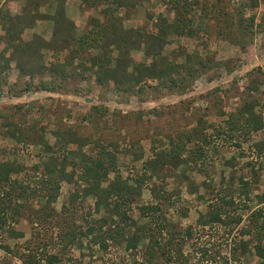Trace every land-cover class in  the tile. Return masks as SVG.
Here are the masks:
<instances>
[{"label":"rangeland","instance_id":"1","mask_svg":"<svg viewBox=\"0 0 264 264\" xmlns=\"http://www.w3.org/2000/svg\"><path fill=\"white\" fill-rule=\"evenodd\" d=\"M55 1H61L63 6H66L65 17L77 27V30L74 29V36L85 32L93 18L102 22L106 16L110 20V16H114L116 26L119 27L118 34H122L126 29L137 28L143 37L153 26L165 27L172 21L179 22L181 18H186L190 33L185 34L183 29L184 34H168L160 53L168 62L176 65L184 62L185 54L205 60L207 58L208 66L203 74L196 76L185 88L176 87L169 92L157 87L156 83L165 82L170 76L178 79L181 75L176 68L167 69L153 80L147 77L146 73L134 74V68L129 67L127 71L130 76H138L139 82L136 86L143 88L142 96L115 89L110 79L102 80L101 74L99 76L102 82H98L94 70L100 65L94 63L91 70L86 63L87 57L90 58L89 52L91 56L100 54V50L96 49L87 53L80 52L79 56L85 59L82 64H77L80 60L78 57L70 61L68 56H65V62H71L70 70L66 65V80L60 82L55 91L36 88L40 80L49 79L46 70H41L40 74L36 73L32 80L25 81L23 77H12L15 71L9 73V67L8 75L0 78V112L9 114L8 122L12 125L10 132L13 137L6 136L8 132L0 127V161L10 160L23 166L24 171L28 172L25 179L27 182L30 178L39 177V173H33L32 165L49 156L65 164L64 171H73L74 167L68 164L69 160L75 162L82 154L94 155L98 145L96 142L101 140L97 135L98 128L112 131L113 135L118 134L120 137H124L127 131L138 130L140 135L136 142L131 139L132 143H124L122 139L117 138V149L114 150L116 171L122 178H128V183L132 184L131 178L135 173L142 171L143 164L152 156L151 148L167 149L169 138L174 142L184 141V136L179 139L176 132L190 130L193 126L195 130L200 127V133L207 135L206 145L192 136L184 148L201 149V155L192 154L186 164L179 165L171 172L161 169L156 175L154 173L152 178L146 179L140 187L139 196L134 199L136 205L150 203L157 206V212L139 218L133 211L130 216L136 223L145 224L153 231L164 224L174 232L175 237L182 235L181 243L174 241L175 244H181L180 253L175 255L177 245L172 242L163 245L158 252L162 250L164 253H155L157 264H195L197 256L190 257V243L196 247L204 245L209 248L210 259L214 257L218 261L217 264H220V257L228 253L226 243L232 244L231 238L236 235L238 226L231 229L229 237L222 233L223 227L208 231L207 225H195L198 212L205 214L208 211L209 204L217 192L233 196V202L236 203L234 214L241 216L242 220H245L250 211L264 208V202L258 203L257 197L264 195V148L257 153L252 145L260 140L264 141V115L260 130L250 133L245 140L229 135L224 124L229 113L234 112L243 101L251 103L255 111L264 105V0H255V6H251V0H135V4L132 7L128 5L125 11L117 10L113 2L103 0H34L33 2L39 4L36 9L38 18L21 26L22 40H29L31 35H36L25 31L32 29L36 24H41L40 32L36 36L45 41L50 39L53 28L50 12L53 11ZM66 2L67 5H64ZM90 2L92 4H89ZM19 3L20 7L17 6ZM74 7L75 12L78 10L76 16L74 11L71 12ZM32 8L30 0H0V13L3 14L4 20L11 17L10 14L13 16L23 12L32 13ZM103 10L107 12L104 13ZM250 16H253L251 28L248 26ZM46 19L50 20V23H43ZM235 22L240 25L235 26ZM99 41L101 43L102 39ZM74 45L71 46L75 49ZM143 46L142 43L139 49L126 50V56L131 60L132 66L151 64L153 58L144 54ZM39 51L41 60L47 65L53 56L52 51L49 46ZM63 54L60 53L59 56ZM108 54L111 65L116 51L111 49ZM32 59L33 62L37 61V57ZM13 66L15 67V64ZM179 104H183L185 108L181 113L175 110ZM202 109H205L206 113H203ZM89 112L90 119L86 120L84 115ZM198 119L204 123H199ZM216 126H221L223 132L215 134ZM61 128L75 132L82 140L83 136H89L95 142L81 141L78 137L80 141L76 144L64 143L60 136ZM15 136L20 138L15 139ZM45 145L48 148H45ZM138 148L140 155L135 159V151ZM183 156L186 157L185 152ZM230 159L232 165L225 163ZM58 169L56 165L55 173ZM250 169L255 173L252 179L247 173ZM182 172L187 176L186 179L181 175ZM112 174L108 173L109 178ZM238 176L250 181L247 185L250 190L247 193L248 201L239 193ZM11 178L14 179L15 175ZM203 181H208L214 186L213 195L207 189L203 191ZM24 182L22 185L26 186ZM58 182L59 188L52 194L50 201L45 198L48 192L44 196L41 195L42 197L16 199V204H23L20 213L6 215L2 225L21 232L22 236L12 237L7 229L0 230V264H23L22 255L26 254L27 250L32 251L36 242H47L46 247L42 248L51 252L60 246L59 243L57 246L52 244L55 242L56 228H50L48 223H38L36 220L37 216H41L39 209L43 208L42 206L51 208L47 209L50 213L47 220L57 222L58 225H61L63 220L82 225L83 215H91L90 196H79L77 202L69 200L68 194L75 191V186L79 194L82 193V183L77 175L74 173L71 184L62 179H58ZM160 194L169 197L178 205L175 208L166 206L167 203ZM197 195H201L202 199H198ZM44 201L47 202L43 203ZM242 202H247L248 209L241 207ZM179 205L180 209H177ZM185 209L187 214H182ZM97 216L99 213L93 214V217ZM187 226L191 227L190 232L193 235L185 238L183 231ZM237 237L239 236L236 235L235 240ZM26 242L29 243L28 249L25 248ZM123 244L118 245L112 241L105 248H99L82 237L66 251L73 260H79L83 264H138L141 261L139 253L142 244L138 243L136 251L124 249ZM1 245L8 246L9 251L2 249ZM166 253L174 255L169 256L170 261L164 259ZM185 258L190 260L189 263H183ZM64 262L61 261V264ZM198 264L214 262L202 260ZM229 264L236 263L229 260ZM240 264L259 263L247 252L240 258Z\"/></svg>","mask_w":264,"mask_h":264},{"label":"trees","instance_id":"2","mask_svg":"<svg viewBox=\"0 0 264 264\" xmlns=\"http://www.w3.org/2000/svg\"><path fill=\"white\" fill-rule=\"evenodd\" d=\"M30 1L33 6L32 13L23 12L19 15H13L6 20L2 19L3 14L0 13V27L2 29L0 41L4 43L0 51V59L2 61L0 64V78H3V76L7 74L9 61H13L18 72L17 77H23L25 81H28V79L32 80L36 73L40 74V72H42L41 70H46L49 74V79L47 81L40 80L36 88L55 91L57 85H60V82H65L66 80L68 72L64 69L65 66H68L67 69L71 66V62H65V56L67 55L70 61L78 57L80 60L77 64H82L85 59L83 56H79L80 52L87 53L92 49H96L100 50V54L91 56L89 52L90 58L87 57L86 63L91 70H93L92 67L94 63L100 65L98 67L99 70H94L98 82H102L103 79L104 81L110 79L115 89L119 88V90L122 89L123 91L142 96L143 88L136 86L139 82L138 76H130L131 74L127 71L129 67L132 69L134 68V74L146 73L147 77L153 78V80L155 79L154 77H158L167 69L176 68V71L181 75L178 79L170 76L165 82L157 81L156 83L157 87L169 92L176 87L185 88L196 76L203 74L208 66L207 58L205 60L201 57L185 54L184 62L180 64L182 65L180 66L168 62L160 53L161 47L166 41V36L168 34L175 32L184 34L182 32L183 29L185 34L190 33V29L187 26L188 20H186V18H181L179 22L172 21L165 27L162 25L153 26L152 30H150L145 37L142 36L137 28L126 29L122 34H118L117 29L119 27L116 26V17L114 16H110L111 20L106 16L105 21L102 22L93 18L90 20V26L85 32L80 33L78 36H74L75 25L71 20L65 17L64 6L62 2L59 1L54 6L52 14L50 15L53 27L50 39L45 41L36 35H31L29 40H22L20 38L21 26L29 24V22H33L38 18L36 9L39 4L33 2L34 0ZM103 1L113 2L117 10L122 9L123 11L128 8V5L132 7L135 4V0ZM89 4L92 3L90 2ZM255 4L256 1L251 0V6H255ZM107 11L103 10L104 13ZM179 13L180 12H178V14ZM234 25L240 24L235 22ZM252 25L253 16H250L248 19L249 28H251ZM99 39H102L101 43ZM142 43L144 44V54L146 56L150 55L153 60L150 65L138 64L132 66V62L129 60L128 56H126L125 52L129 48H141ZM72 44H75V49L72 48ZM48 46L53 56L48 64L44 65L43 60H41L42 55L39 49L47 48ZM68 47L69 49L67 50ZM111 49H114L116 54L114 58H112V64L110 65L108 52L111 51ZM4 53L8 55L4 56ZM60 53H64L63 56H59ZM102 56H105V58ZM33 57H37V61L33 62ZM104 62L107 63L104 64ZM149 66L151 68H149ZM100 74L103 76L102 80H100ZM0 83H2L1 79ZM175 110L181 113L185 108H183V104H179L175 107ZM202 111L206 113L205 109H202ZM8 115V113L0 112V127L2 126V128L8 132L6 136L12 138L13 133L10 132L12 125L8 122ZM263 115L264 105H261L259 110L255 111L251 103L243 101L241 105H239L234 112L229 113V117L225 119V130L227 129L229 135L237 138L241 137L242 140H245L250 133L260 130L263 125ZM89 116L90 112L84 115L86 120L90 119ZM198 121L199 123H204L201 119H198ZM200 130V127L195 130L193 126L190 130L176 132L179 139H182V136H184V141L178 140L174 142V140L169 138V147L167 149L158 148L154 150L151 148L152 156L145 161L142 171L139 174L135 173L134 177L131 178L132 184L128 183V178H122L116 171L114 150L117 149V138L122 139L124 143H132L131 139L136 142L140 135L138 130H132L131 132L127 131L124 137H120L118 134L113 135L112 131L98 128L97 135L101 140H97L96 142L98 145L96 147L97 149L94 151V155L90 153L82 154L75 162L69 160L68 164L74 167L73 171H64L65 164L49 156L47 159L37 161L32 165L31 169L33 173H39V177L37 179L30 178L27 182L25 179L27 178L28 172L24 171L23 166L10 160L0 161V230L6 231L4 229H7V232L9 235H12V237L22 236L21 232L5 228L6 226L3 227L2 225L5 223L6 215H16L20 213L23 204H16V199L44 196V194L48 192V196L45 198L50 201L53 198L52 194L59 188L58 179L65 180L67 183L71 184L75 173L82 183V193L79 194L77 186H75V191L68 194L69 200L76 201L79 196L82 198L90 196L92 199L91 215H87L89 217L83 215L84 220L82 225L74 224L72 221L71 223L65 222L64 220L61 225H58L57 222H49V220H47L50 216L47 209L51 208L46 205L42 206L43 208L39 209L41 211V216H37L36 220L38 223H48L50 228H56L57 234L54 239L55 242L51 243L56 246L59 243L60 246H57L56 250L51 252L42 248L44 246L46 247L47 242H45L46 244L36 242L32 247L34 248L32 251L27 250V253L22 255L21 261L23 264H61V261H65L64 264H83L79 260H73L66 251L69 246L74 245V243L79 241L82 237L87 239L90 244L97 245L99 248H105L108 243L113 241L118 245L124 243V249L126 250L136 251L138 243H141L142 249H140L139 253L141 261H139L138 264H157L155 253H164L162 250L158 252L163 245L170 244L171 242L174 243V241L177 242V240L178 243H181L183 241L181 239L182 235L180 237H175L173 234L174 232L169 230L164 224L159 225V227L156 228L158 230L153 231L151 227H146L145 224H141L140 222L136 223L135 219L130 216L131 212H136L139 218H142L143 216L146 217L153 212H157V206L150 203L136 205L134 199L139 196L140 187L144 181L152 178L154 173L156 175L161 169L171 172L179 165L186 164L189 158L192 157V154L199 153L198 156L201 155V149L186 150L184 148L185 144L190 142L192 136L197 137L199 141L206 145L207 135L202 132L200 133ZM215 130V134L223 132L221 126H216ZM60 136L64 143L76 144L80 141L79 138L81 139L75 132L67 129H62L60 131ZM83 137L84 140L81 139V141L91 140L89 136ZM19 138L20 136H15V139ZM91 141V143L95 142V140ZM236 145H238V143H236ZM252 145L258 153L264 148V141L260 140ZM45 148H48L47 145H45ZM139 150L138 148V150L135 151V159L140 155ZM184 152L186 153V157L183 156ZM225 163L232 165L231 159L226 160ZM54 165H57L59 168L57 173H55ZM246 165L248 164L246 163ZM109 172L113 173L111 178H109ZM247 173L251 176V179L255 174L251 169L248 170ZM247 173H245V175ZM12 175H15L14 179L11 178ZM181 175L183 178H187L183 172ZM219 180L221 181V179ZM24 181L26 182V186L22 185ZM237 181L239 183V193L248 201L247 199H249V197H247V193H249L250 190L247 185H249L250 181H247L242 176H238ZM201 185L203 191L207 189L208 192L215 193L214 186L210 182L203 181ZM194 189L196 190L197 187ZM214 193H212V195ZM160 196L162 195L160 194ZM162 197L167 203L166 206L175 208V206L178 205L173 200L169 199V197ZM257 197L259 200L258 203L264 202V195H258ZM197 198L202 199V196L197 195ZM46 202L47 201H44L43 203ZM241 207L246 210L249 206L247 202H242ZM70 209L73 210V208ZM177 209H180V205ZM235 209L236 203L233 202V196L231 194L227 196L225 193L217 192L216 195L214 194L213 201L209 204L208 211L205 214L198 212L195 225L200 227L207 225L208 231L210 229L215 231L216 228L223 227L222 233L225 234L226 237H229V234L231 235L232 228L238 226L236 235L239 237H237V240H235L236 235L232 237L231 245L226 243L228 253L220 257V264H229V260L233 263L240 264V258L247 252L254 256L259 264H264V208L259 207L250 211L245 220H242L241 216H236L234 214ZM98 213L99 216L93 217V214ZM182 214H187V210L185 209ZM190 228L189 226L185 227L183 231L185 238L191 236L192 233L190 232ZM162 231H164L163 235ZM27 245H29V243L26 244V249L29 248ZM175 245H177L175 248V255H177L180 253L179 246L181 244ZM1 248L9 251L8 246L1 245ZM190 248V252H192L190 257L197 256L195 258V264H198V262L202 260H208L209 262L211 261L217 264L218 261H216L214 257H212V260L210 259V250L204 245L196 247L190 243ZM250 249L251 251L249 252ZM169 256L174 255L166 253V258L164 257V259L170 261ZM189 261L188 258H185L183 263H189Z\"/></svg>","mask_w":264,"mask_h":264},{"label":"crops","instance_id":"3","mask_svg":"<svg viewBox=\"0 0 264 264\" xmlns=\"http://www.w3.org/2000/svg\"><path fill=\"white\" fill-rule=\"evenodd\" d=\"M52 1V0H51ZM57 4V2L55 1V5ZM20 3L19 4H17V6L18 7H20ZM54 5V4H53ZM54 5V6H55ZM64 5H67V2L66 3H64ZM52 8H54V7H52ZM75 7L74 8H72V10H71V12H73L74 11V13H75V16L77 15V12H78V10H77V12H75ZM64 11H65V13H66V6H64ZM49 13V12H48ZM52 14V12H50V15ZM14 15V14H13ZM17 15H19V13L17 14ZM10 16H12L11 14H10ZM43 23H45V24H48V23H50V20H43ZM39 26H41V24H36L32 29H30V30H25V31H27V33H35L36 35H38L39 34V32H40V29H41V27H39ZM26 28V27H25ZM77 27L75 26V30H77L76 29ZM0 29H1V27H0ZM39 29V30H38ZM2 29L0 30V36L2 35ZM21 35H22V33H21ZM28 39H29V37H28ZM3 45H4V43H3V41H0V51L2 50V47H3ZM8 54L7 53H4V56H7ZM2 63V61H1V59H0V64ZM13 63V61H9V63H8V65H9V67H10V72L9 73H11L12 74V72L11 71H15V75L14 76H12V77H17V75H18V73H17V69L13 66L14 64H12ZM7 73H8V71H7ZM17 73V74H16ZM6 75H8V74H6Z\"/></svg>","mask_w":264,"mask_h":264}]
</instances>
